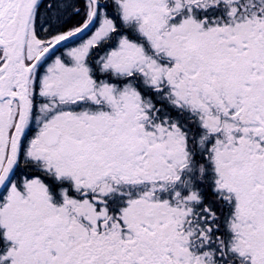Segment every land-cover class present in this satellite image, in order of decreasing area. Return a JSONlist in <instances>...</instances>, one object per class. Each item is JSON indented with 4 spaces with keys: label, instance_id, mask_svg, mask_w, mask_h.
<instances>
[{
    "label": "snow or ice",
    "instance_id": "6c2138e0",
    "mask_svg": "<svg viewBox=\"0 0 264 264\" xmlns=\"http://www.w3.org/2000/svg\"><path fill=\"white\" fill-rule=\"evenodd\" d=\"M0 264H264V0H0Z\"/></svg>",
    "mask_w": 264,
    "mask_h": 264
}]
</instances>
